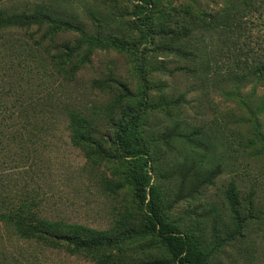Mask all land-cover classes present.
<instances>
[{"label":"rangeland","instance_id":"1","mask_svg":"<svg viewBox=\"0 0 264 264\" xmlns=\"http://www.w3.org/2000/svg\"><path fill=\"white\" fill-rule=\"evenodd\" d=\"M239 1L0 0L5 12L41 9L100 38L99 47L89 49L87 62L77 63L88 45L63 61L60 72L45 63L46 55L38 54L32 56V72L17 81L26 94L25 129L35 130L22 153L19 184L33 190L39 216L101 230H119L123 223L127 227V211L143 217L137 196L140 162L119 157L113 144L114 125L126 105L140 112L128 138L148 153L162 216L196 240L209 264H264V75L248 72L250 58L245 55L251 47L257 60L264 49V13H250L251 38L248 46L240 40L242 53L229 55L234 44L223 46L213 32L206 34L204 52L185 53L196 48L203 20L208 23L214 12ZM140 3L148 14L144 26L150 34L143 48L134 27ZM184 26L192 33L181 40ZM50 27L7 30L0 40V57L12 55L26 65L29 44L39 38L41 49L69 53L62 48L74 43L77 33L51 32ZM237 57L247 58L245 67L236 68ZM54 59L62 61L56 55ZM217 62L224 65L218 75ZM233 66L238 78L232 76ZM3 75L0 69V78ZM94 79L106 80V87H93ZM119 83L131 92L121 104ZM57 96L91 117L95 129L85 133L81 146L71 141ZM49 97L51 115L43 110ZM97 146L108 157L87 158ZM230 183L237 194L234 208L225 199ZM166 255L153 236L136 237L107 264H140ZM0 264L99 263L85 254L18 238L0 223Z\"/></svg>","mask_w":264,"mask_h":264},{"label":"trees","instance_id":"2","mask_svg":"<svg viewBox=\"0 0 264 264\" xmlns=\"http://www.w3.org/2000/svg\"><path fill=\"white\" fill-rule=\"evenodd\" d=\"M141 1L145 4L148 3V0ZM257 1L259 5L252 4V2L254 3L253 0H240L236 3L226 4L210 16L208 23L201 19L203 24L197 46L194 50H188L185 53L200 51L201 54L204 52L208 45L207 35L212 32L222 39L223 46L228 43L234 44L233 48L227 50L229 55L231 53L236 55L239 52L242 53L239 47L240 40L243 45L248 46V40L251 38L250 30L252 26L250 27V25L253 24L250 13L252 11L264 13V0ZM147 15L143 3L138 4L135 11L134 27L138 31V44L142 48L150 40L149 31L144 26V18ZM33 25H50L51 32L73 31L77 33L78 39L74 43H67L62 50H67L69 53L61 55L51 53L47 47L41 49V38L34 41L33 44H29V41H27L25 44H29V50L26 52L28 56L26 65L20 60H15L12 55H9L10 57L7 55L0 57V61L1 59L4 60L3 64L0 62V69L4 72L1 77L5 76V78H0V223L3 225V229H10L18 238L24 240L41 242L51 247H62L70 254L81 253L91 256L99 264H107L112 261L113 253H120L122 247L130 239L143 236L156 238L164 247L167 255L155 256L151 260L140 264H209L207 258L200 251L196 240L192 236L183 233L177 226L162 216L157 190L151 184L148 153L144 148L135 146L128 138V134L132 131L140 112L133 113L131 109H126V105L121 106V110H123L122 118L114 125L113 144L116 155L121 158H134L140 162L137 196L143 208V217L134 218L132 213L127 211V218H125L128 222L127 227L123 223L119 230H101L80 223L49 220L39 216L37 208L39 201H36V198L31 195L33 190L29 191L19 184L20 179L23 178L19 167L25 161V154L22 157V153L26 150L25 143L31 139L35 130L34 126L30 127L29 130L25 129V118L27 116L26 94L25 90H20L17 81L23 79L25 74L32 72L29 71L30 62L32 56L36 58L38 54L46 55L44 57L45 63L56 72H60L63 61L70 58L74 52H77L84 45H88L85 52L80 54L81 57L77 63L81 65L87 62L89 49L99 47L100 38L87 34L84 28L74 21L56 18L41 9H35L32 12L14 13L5 12L0 8V40L4 38L7 30L12 28L27 29ZM183 29L184 33L181 34V40L188 38L192 33L191 27L184 26ZM174 37L179 39L178 33H175ZM30 38H33L32 34ZM236 47L239 48L236 49L237 53L234 52ZM36 48L37 51L31 50ZM247 52L245 55L250 58L247 65L248 72L255 75H264V49H262V53L257 60L254 49L250 47ZM55 55L62 58L60 63L54 59ZM246 62V57L234 59L236 68L245 67ZM216 65L215 71L218 75L220 73L218 70L224 65L222 66L218 62ZM17 67H19L18 71H16ZM209 67L210 63L206 61L204 71H208ZM39 68L36 71L39 72ZM232 68L234 69L233 74L230 70L228 74L235 75L238 78L239 74L235 71V67ZM106 83V80H92V86L99 89L106 87ZM118 86L121 88L122 93L118 100V103L121 104L131 92L125 84L119 83ZM144 94L146 95V90H144ZM54 100L57 101L56 106L59 112L67 118L71 141L74 145L81 146L84 144L85 133L90 134V130L95 129L91 117L79 107L63 101L60 96H57ZM52 103V97L45 101L43 110L46 114L51 115L49 106L53 105ZM43 122L46 123V121ZM97 154L105 158L108 157L104 148L97 146L94 152L88 153L87 158ZM7 170L10 171L7 172ZM116 185H119V183L117 182ZM225 199L228 206H232V208L237 204V194L233 183L229 184Z\"/></svg>","mask_w":264,"mask_h":264}]
</instances>
